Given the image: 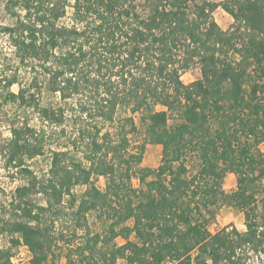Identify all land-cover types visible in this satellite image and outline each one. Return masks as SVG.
<instances>
[{"label":"trees","instance_id":"obj_1","mask_svg":"<svg viewBox=\"0 0 264 264\" xmlns=\"http://www.w3.org/2000/svg\"><path fill=\"white\" fill-rule=\"evenodd\" d=\"M4 4L14 23L0 34L16 66L1 65L0 113L14 105L18 119L0 155L20 184L0 203V264L19 246L26 264L264 256V0ZM217 8L232 19L226 28ZM43 91L55 103L42 106ZM149 144L161 147L155 168L141 166ZM46 153L38 175L29 162ZM225 205L242 214L243 232L210 231Z\"/></svg>","mask_w":264,"mask_h":264},{"label":"rangeland","instance_id":"obj_2","mask_svg":"<svg viewBox=\"0 0 264 264\" xmlns=\"http://www.w3.org/2000/svg\"><path fill=\"white\" fill-rule=\"evenodd\" d=\"M214 2H218L220 0H212ZM213 19L216 21V23L222 27L226 28L229 26L232 22V19L229 15H227L225 12H223L220 8H217L213 14ZM14 23V18H12L7 10L5 9L4 0H0V26L2 25H11ZM0 56L3 60L0 61V68L1 65H11V61L9 60L11 57L10 51L8 50V45L6 43L5 37L0 34ZM14 62V61H13ZM12 65L13 67L16 66V62H14ZM11 65V66H12ZM197 71L195 69H192L191 71H188L186 73L181 74V79L185 83H188L192 81L194 75H196ZM13 91H17V87L13 86L11 88ZM41 105L46 106L50 103H55V97L46 92L43 91L42 95L40 96ZM18 113L17 109L14 107V105H8L3 107L0 113V149L2 145L4 144L5 139L9 137V127H10V121H16L18 119L16 117V114ZM31 124H38L36 122V119L30 118ZM138 140L140 139V135L137 136ZM264 148V145L262 146V149ZM49 153H46L42 157L35 158L29 162V165L31 169L38 175L44 173L49 165ZM161 157V147L157 145H147L143 160L141 163V166L148 167V168H155L158 166L159 161ZM12 174L9 173L7 170L3 168V158L0 155V203L7 202L10 199L11 191L20 184L19 180L12 179ZM98 187H102L103 180H99L96 182ZM222 189L225 193L229 194L234 189V182L233 177L231 175L226 176L223 183H222ZM234 227L239 232L244 231V224H243V216L240 212H238L236 209H233L227 205L222 206L217 214L215 215L214 219L209 224V229L212 233H215L223 228H229ZM94 229L99 230V226L95 225ZM117 243H121L122 241L120 239L116 240ZM8 238L6 236H0V247L6 248L8 247ZM13 257H12V263L13 264H26V262L30 258V253L28 252L27 248L24 246H19L18 248H15L13 250ZM59 264H63V260L59 261ZM253 264H264V256L259 257L256 260L253 261Z\"/></svg>","mask_w":264,"mask_h":264}]
</instances>
